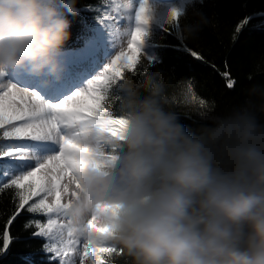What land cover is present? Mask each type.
Wrapping results in <instances>:
<instances>
[{
	"label": "clouds",
	"instance_id": "9594fccd",
	"mask_svg": "<svg viewBox=\"0 0 264 264\" xmlns=\"http://www.w3.org/2000/svg\"><path fill=\"white\" fill-rule=\"evenodd\" d=\"M182 0V41L210 24ZM79 0H0V71L51 85L66 71L69 15ZM191 19H189V9ZM261 69V66H257ZM138 91L147 93L143 97ZM158 74L120 85L117 132L91 133V163L66 214L84 241H105L129 264H264V125L248 112L210 115L201 136L178 122ZM104 229L88 228L93 220Z\"/></svg>",
	"mask_w": 264,
	"mask_h": 264
},
{
	"label": "trees",
	"instance_id": "16d2710c",
	"mask_svg": "<svg viewBox=\"0 0 264 264\" xmlns=\"http://www.w3.org/2000/svg\"><path fill=\"white\" fill-rule=\"evenodd\" d=\"M111 4L112 0H79V15L67 17L71 21V36L64 51L80 50L100 42L103 20ZM194 7L210 20L198 33V39L182 41L172 25H153L143 49L147 57L154 58L152 65H147L146 57L141 56L135 70L129 71L127 65L132 61L125 62L124 67L119 68L124 79L114 81L107 93H101L99 104L114 117H120V85L151 73L163 79L171 110L193 136L199 137L205 129L214 127L211 119L202 118L200 114L211 105L214 110L210 115L245 111L264 125V0H203ZM191 11L190 8L189 19ZM245 19L247 23L237 32ZM182 23L180 18L179 26ZM164 28L170 30L165 32ZM192 51L201 59L193 57ZM229 82H233L232 88H228ZM137 95L143 97L147 93L138 91ZM4 183L10 182L0 183V247L6 229L15 239L0 254V264H59L46 252V239L32 234L37 231L34 222L46 223L48 217L43 213H29L30 203L16 215L17 190L4 188ZM13 216L15 219L9 224ZM101 259L106 264H129L128 257L121 251Z\"/></svg>",
	"mask_w": 264,
	"mask_h": 264
},
{
	"label": "snow or ice",
	"instance_id": "6c2138e0",
	"mask_svg": "<svg viewBox=\"0 0 264 264\" xmlns=\"http://www.w3.org/2000/svg\"><path fill=\"white\" fill-rule=\"evenodd\" d=\"M122 7L127 10L129 19L134 13V27L128 32L127 50L121 49L111 58L86 87L49 100L37 90L30 91L11 80L4 82L6 73L0 71V140L9 142L0 148V173L10 182L4 183L3 187L17 190L16 215L33 197L37 198L27 211L43 213L48 218L46 223L34 222L37 231L32 234L47 238L49 243L45 250L54 254L53 259L59 258V264H74L73 254L79 256V264H85V260L89 264H106L101 257L120 251L103 240H83L82 249H77L76 245L81 241L67 218V198L75 196L74 189L80 187L77 173L91 163L92 150L86 143L89 135L93 132L115 135L116 126L122 122L121 117H114L99 104L100 94L107 93L114 81L124 79L118 69L124 67L126 61H132L127 65L129 71L135 70L141 56L146 57L147 65H152L154 58L147 57L143 49L153 25L163 27L170 24L176 34L179 28L181 9L177 5L168 7L162 16L157 15L150 0H139L138 6L129 0ZM246 23L247 19L236 31L240 32ZM163 30L168 32L170 29ZM190 54L201 59L195 51ZM227 86L232 88L234 84L229 82ZM89 100L97 103L90 104ZM49 197H52L50 202ZM14 219L15 216L8 223ZM88 228L100 234L105 231L95 224L94 219L88 222ZM65 230L68 239L64 238ZM2 239L0 254L15 238L6 229Z\"/></svg>",
	"mask_w": 264,
	"mask_h": 264
},
{
	"label": "rangeland",
	"instance_id": "374dc122",
	"mask_svg": "<svg viewBox=\"0 0 264 264\" xmlns=\"http://www.w3.org/2000/svg\"><path fill=\"white\" fill-rule=\"evenodd\" d=\"M128 2L129 0H112L111 9L108 11L106 17L103 20L105 23V24L103 23L102 25L103 38L100 42H95V44H92L93 46L92 52L96 50L97 53H95V55L92 54L93 56H91V59L92 61L97 60V63L92 65L93 70L91 71V73H89V75L86 76L85 79L86 86H87V82L93 79L97 74H99V72L103 70V67L111 60V58H113L116 54H118L121 49L127 50V41L130 38L128 36V32L134 27V13H133V18L129 19L127 10H125L122 7L124 4ZM131 2L134 4V6H138L139 0H131ZM150 3L155 7L157 11V15L162 16L163 12L166 10L165 6L170 7L173 5H180L182 3V0H171L166 3L161 2V0H150ZM89 48H91V46L86 47V49H84L83 52L84 53L88 52ZM7 80L13 81L12 79L7 78L5 79V82ZM78 89H81V87L80 86L71 87L66 94H69ZM88 102L90 104L97 103L96 101L93 100H89ZM7 143L9 142L0 140V148L7 146ZM2 182H7V180L3 178V174L1 173L0 183ZM48 199L50 202L52 200V197H49ZM35 200H37V198L33 197V199L29 201V203L32 204ZM64 238L68 239L66 233H64ZM45 239L47 243H49L47 238ZM48 254L50 258L54 256V254L52 253H48ZM55 260L59 261V258H55ZM85 264H89V261L85 260Z\"/></svg>",
	"mask_w": 264,
	"mask_h": 264
},
{
	"label": "bare ground",
	"instance_id": "6f19581e",
	"mask_svg": "<svg viewBox=\"0 0 264 264\" xmlns=\"http://www.w3.org/2000/svg\"><path fill=\"white\" fill-rule=\"evenodd\" d=\"M171 0H161V2L166 3ZM168 6H165V9H167ZM79 53V52H77ZM71 54H74L72 51H63L62 54V60L63 63L66 66V71L63 73L62 77L60 80L55 82L54 84L51 85H45L43 84L39 79L33 78L29 76L28 74L19 71V70H13L9 71L6 73V76L3 78L4 82L5 79L10 78L12 79L15 83H17L19 86L25 87L27 89L31 90H37L40 92L41 95H43L45 98L49 100H55L57 98L62 97L64 94H66L71 87L74 86H80L81 88H84L86 85L85 79L86 76L83 77V74L77 78L73 72L70 71V68L77 69L81 67V70L88 71L92 67V62L91 59L88 58L90 53H79L77 54V58L71 57ZM72 58V59H71ZM72 85V86H71ZM66 90L65 92L56 95V91H60V89ZM65 233L67 234V230H65ZM81 243L77 244L76 247L77 249H82V242L83 239L80 238ZM67 259V257H65ZM72 261L74 264H79V256L73 254L72 255Z\"/></svg>",
	"mask_w": 264,
	"mask_h": 264
}]
</instances>
